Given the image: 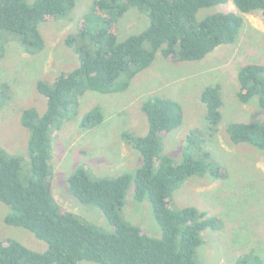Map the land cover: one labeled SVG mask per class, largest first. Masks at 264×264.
<instances>
[{"label":"trees","instance_id":"1","mask_svg":"<svg viewBox=\"0 0 264 264\" xmlns=\"http://www.w3.org/2000/svg\"><path fill=\"white\" fill-rule=\"evenodd\" d=\"M232 1L243 13L261 11L264 0H94L81 26L65 38V45L78 57L77 68L60 73L52 82L39 80L37 91L47 100L45 112L22 110L21 124L29 131L27 158L8 154L0 148V202L10 213L5 223L22 227L47 242L44 252H35L13 239H0V264H198L203 233L221 224L194 206L174 207V193L189 178L198 176L220 180L226 168L211 159L209 151L196 146L194 133L187 136L182 160L176 163L163 153L162 138L183 123L182 105L155 95L142 104L149 130L145 136L124 132L122 138L142 157L135 173L115 177L95 176L85 165L68 178L71 194L82 204L99 209L111 229L104 230L72 212L62 209L53 195V141L64 125L78 114L79 99L88 91L112 94L126 91L132 80L152 66L162 52L171 62L206 58L221 45L232 44L243 19L234 12H220L198 18L204 8ZM76 0H0V60L4 41L11 39L28 54L45 47L40 25L67 17ZM149 18L140 33L120 41L118 20L130 9ZM237 97L248 103L257 97L264 111V64H246L238 74ZM8 86L0 84V107ZM205 120L215 132L222 120L221 85L206 87L201 93ZM100 106L89 110L80 126L91 130L102 124ZM234 144L246 143L263 153L264 123L234 122L227 128ZM133 186L137 203L148 200L161 228L160 236L144 232L122 214L126 195ZM236 264H261L254 255L239 257Z\"/></svg>","mask_w":264,"mask_h":264},{"label":"rangeland","instance_id":"2","mask_svg":"<svg viewBox=\"0 0 264 264\" xmlns=\"http://www.w3.org/2000/svg\"><path fill=\"white\" fill-rule=\"evenodd\" d=\"M93 1L76 0L75 8L67 17L41 24L45 47L36 55L26 53L18 43L5 39L0 84H6L8 90L6 101L0 107V148L8 154L28 156L29 131L21 124L22 110L36 108L43 113L47 108L46 98L37 91V82H52L60 73L78 67L77 55L64 41L69 34L77 32ZM220 12H234L243 19L234 43L221 45L197 61L174 63L159 51L152 66L139 73L126 91L112 94L88 91L79 99L77 116L54 137L53 195L62 209L110 230L99 209L80 203L71 194L68 178L81 165L87 166L95 176L135 173L142 165V157L122 134L145 136L149 123L142 104L152 96H164L182 105L184 119L178 129L162 138L163 153L179 163L192 130L196 146L209 151L211 159L228 172L227 178L220 180L209 175L191 177L174 193L175 208L197 207L221 224L219 229L203 233L198 264H236L243 255H254L264 264V156L249 144L232 143L227 133L228 126L234 122L264 123V111L257 97L248 103H241L237 97L240 69L250 63L264 64V16L261 11L243 13L229 1L200 10L198 18ZM250 21L257 23V27L253 28ZM148 24L147 15L130 9L118 20L119 40L140 33ZM215 84L221 85L223 104L222 120L213 132L204 117L201 93ZM95 106L101 107L105 119L98 127L85 130L80 121ZM9 213V207L0 202V239H13L35 252L46 251L47 242L37 239L25 228L5 223ZM122 214L144 232L161 235L149 201H134L133 186L127 192ZM79 264L100 263L82 261Z\"/></svg>","mask_w":264,"mask_h":264},{"label":"clouds","instance_id":"3","mask_svg":"<svg viewBox=\"0 0 264 264\" xmlns=\"http://www.w3.org/2000/svg\"><path fill=\"white\" fill-rule=\"evenodd\" d=\"M250 23H251V26H252L253 28H256V27H257V23H255V22H251V21H250Z\"/></svg>","mask_w":264,"mask_h":264}]
</instances>
